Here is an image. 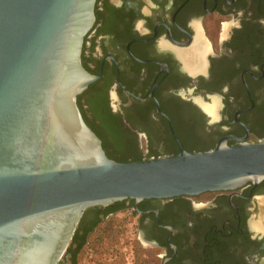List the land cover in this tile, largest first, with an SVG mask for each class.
Masks as SVG:
<instances>
[{
  "label": "flooded vegetation",
  "instance_id": "flooded-vegetation-1",
  "mask_svg": "<svg viewBox=\"0 0 264 264\" xmlns=\"http://www.w3.org/2000/svg\"><path fill=\"white\" fill-rule=\"evenodd\" d=\"M81 64L95 80L77 105L109 157L264 140V0H96ZM120 214L135 225L136 243H124L134 264H264V180L136 210L132 200L91 207L58 264H83L93 244L114 264L105 221Z\"/></svg>",
  "mask_w": 264,
  "mask_h": 264
},
{
  "label": "water",
  "instance_id": "water-1",
  "mask_svg": "<svg viewBox=\"0 0 264 264\" xmlns=\"http://www.w3.org/2000/svg\"><path fill=\"white\" fill-rule=\"evenodd\" d=\"M96 0H0V264H58L83 212L264 180V140L119 163L77 105Z\"/></svg>",
  "mask_w": 264,
  "mask_h": 264
},
{
  "label": "rangeland",
  "instance_id": "rangeland-1",
  "mask_svg": "<svg viewBox=\"0 0 264 264\" xmlns=\"http://www.w3.org/2000/svg\"><path fill=\"white\" fill-rule=\"evenodd\" d=\"M111 227V232L117 233V236L114 239L116 245V257L113 261L114 264H127L135 263L134 254L127 247V251L124 250V243L133 242L136 243L137 233L135 230V225L132 224L133 218L129 217L127 214H120L117 216L110 217L105 221ZM103 242V241H101ZM94 245V244H93ZM93 245L87 247L83 250L84 262L83 264H112L110 262V257L107 255L101 254L96 256L93 251ZM107 254V252H106ZM127 257V260L125 258ZM97 260H99L97 262Z\"/></svg>",
  "mask_w": 264,
  "mask_h": 264
},
{
  "label": "trees",
  "instance_id": "trees-1",
  "mask_svg": "<svg viewBox=\"0 0 264 264\" xmlns=\"http://www.w3.org/2000/svg\"><path fill=\"white\" fill-rule=\"evenodd\" d=\"M80 107V106H79ZM80 109V108H79ZM83 119H84V117H83ZM84 121H85V119H84ZM85 123L87 124V126L94 132V134L99 138V139H102V133H99L96 129H94V127H92L90 124H88V122H86L85 121ZM103 140V139H102ZM102 143V148H103V150H104V152H105V142H101ZM106 154V153H105ZM106 156L109 158V159H111V160H113V161H115V162H119V163H128V162H126V161H121V160H118V159H115V157H109L107 154H106ZM133 162V161H132ZM138 162V161H137ZM74 236H75V234L73 235V238H74ZM73 238H72V240H73ZM72 242V241H71ZM68 250V249H67Z\"/></svg>",
  "mask_w": 264,
  "mask_h": 264
}]
</instances>
